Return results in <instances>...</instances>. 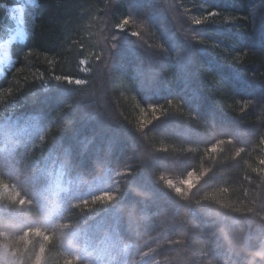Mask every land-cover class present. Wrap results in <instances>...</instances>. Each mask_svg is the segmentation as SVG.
<instances>
[{"label":"trees","instance_id":"obj_1","mask_svg":"<svg viewBox=\"0 0 264 264\" xmlns=\"http://www.w3.org/2000/svg\"><path fill=\"white\" fill-rule=\"evenodd\" d=\"M23 9L24 38L0 77V129L7 119L43 128L28 159L48 153L88 182L119 174L114 232L141 264H264V0ZM8 206L0 232L40 219ZM28 249L32 261L38 247ZM66 259L52 237L43 264Z\"/></svg>","mask_w":264,"mask_h":264},{"label":"rangeland","instance_id":"obj_2","mask_svg":"<svg viewBox=\"0 0 264 264\" xmlns=\"http://www.w3.org/2000/svg\"><path fill=\"white\" fill-rule=\"evenodd\" d=\"M12 1L11 5H0V77L11 64L10 44L24 38L23 4L31 0ZM85 66L83 61V71ZM242 87L249 90L244 84ZM43 131L34 119H7L1 124L0 206L9 204L17 211L35 207L40 213L38 222L26 218L19 225V220L12 221L14 228L0 232V245L17 252L11 264H35L40 247L49 244L45 235L54 237L62 248L65 264H141L118 242L114 232L119 174L108 171L88 182L71 176L64 162L48 153L29 160ZM21 200L26 201L23 206ZM30 230H38L41 235L22 242L20 237ZM32 246L38 251L30 261L28 248Z\"/></svg>","mask_w":264,"mask_h":264},{"label":"snow or ice","instance_id":"obj_3","mask_svg":"<svg viewBox=\"0 0 264 264\" xmlns=\"http://www.w3.org/2000/svg\"><path fill=\"white\" fill-rule=\"evenodd\" d=\"M129 23V20L128 19H124L122 24L121 25H118V28H120V30H124V25H127ZM199 23V22H197ZM133 35H138L137 33L133 32L132 33ZM212 151H216L215 148L211 149ZM184 184V186L188 189H192L193 188V185L196 183V178H195V174L190 172L188 174V178L186 180H184L182 182ZM168 187L172 188L174 187V185H172L171 182H168ZM178 195L180 196H183L185 193H184V189L181 188L178 192H177ZM26 201H19V203L21 204V206L24 205ZM32 235H35L37 237H39L41 235V233L37 230V231H28V232H25L24 236L23 237H20V240L24 243H28L29 242V237L32 236ZM51 237L45 235L44 236V240L45 241H48L50 240ZM45 252V248L43 246L40 247L39 249V255L36 256L35 258V264H42V256ZM17 255V252L15 250H11L9 249L7 246H4V245H0V264H11V258L12 257H15Z\"/></svg>","mask_w":264,"mask_h":264}]
</instances>
